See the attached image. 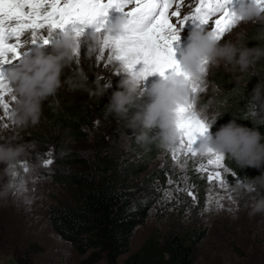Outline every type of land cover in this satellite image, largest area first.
<instances>
[{
  "label": "trees",
  "instance_id": "trees-1",
  "mask_svg": "<svg viewBox=\"0 0 264 264\" xmlns=\"http://www.w3.org/2000/svg\"><path fill=\"white\" fill-rule=\"evenodd\" d=\"M261 33H264V27L251 29L242 39L250 48L264 46ZM252 69L253 75L259 79L256 73H263L264 59L257 61ZM76 70H83L87 75L86 88L62 87L54 97L46 100L49 105L44 107L47 116L44 126H28L24 130V135L28 136V140L36 145L40 153L51 146L56 154L53 179L59 186V195L54 196L56 202L49 208L51 226L79 254L86 255L83 261L85 264H95L102 260L106 264H194L198 243L205 237L206 230L201 224L184 226L182 217L174 230L162 237L161 252L155 247V236L152 235L125 262H118L120 256L130 251L136 228L146 222L150 210L158 202L159 197L154 190L138 194L135 178L149 167L148 164L157 157L160 150L157 149L156 141L141 143L146 164L140 168L126 161L124 146L118 142L119 134L136 138L140 129L129 128L125 119L106 111L112 91L105 85L110 84L111 89L116 91L122 76L113 74L111 67L105 68L94 58H83L78 62L75 60L62 79ZM231 77L230 74H222L218 82L228 85ZM245 83H237L234 91L223 101L224 106H220L223 116L222 111H218V124L221 127L235 119L238 124L256 128L264 135V110L250 105L254 86ZM98 89L102 95L98 94ZM136 111L137 108H131L129 116ZM255 111L261 115L254 114ZM96 122L104 130L102 135L96 134ZM89 139L94 142L83 148L81 141L86 143ZM38 144L43 151L38 148ZM225 163L245 181L264 174V165L259 168H240L227 157ZM159 173L155 174L154 171L144 182L152 184ZM161 176L166 178L165 172ZM256 187L264 195V186ZM199 201L200 207H203V189ZM186 220L196 223L198 218ZM18 262L34 264L25 257L19 258Z\"/></svg>",
  "mask_w": 264,
  "mask_h": 264
},
{
  "label": "rangeland",
  "instance_id": "rangeland-1",
  "mask_svg": "<svg viewBox=\"0 0 264 264\" xmlns=\"http://www.w3.org/2000/svg\"><path fill=\"white\" fill-rule=\"evenodd\" d=\"M261 27H264V24L255 22L241 23L221 43H224L227 39L236 40L237 34H242L240 39L244 43L242 38L246 36L249 30ZM91 29L94 28L91 26ZM91 29L88 26L85 27L84 32L78 37L80 60L86 58L85 54L90 42L89 36L94 32ZM28 31H26L28 32L27 34L21 37V40L24 41L23 47L20 49V52L24 55H21V57L33 55L36 49L35 43L31 42V30ZM39 31L43 36H48L49 30L47 27ZM62 32L61 29L52 30L51 36L56 38L52 39V43L48 47L44 46L46 51L51 50L55 41L61 38ZM96 54L92 58L95 59ZM176 59L178 60L177 57ZM18 60L5 65L11 66ZM119 64V61H113V66L116 69H119ZM252 70L251 67L247 73L238 74L224 67L209 66L204 77L206 83L205 90L203 93L197 95L199 104L208 105L206 116H210V112H212L210 117H214L218 111H222L220 106H224L223 101L234 91L237 83L246 82L245 84L254 87L258 82L264 84V71L263 73L261 71L256 73L259 75L258 79L256 75H253ZM170 72L171 70H168L166 74H170ZM116 73L122 77L130 74L127 71L120 70ZM222 74H230L233 77H231V82H228V85H222L218 82ZM161 78L157 72L143 79L140 86V101L142 104L144 102L150 103L154 99L151 95V85ZM107 88L113 94L114 91L111 89V86ZM14 105L15 103H12V110ZM48 105L44 101L40 122L29 127L37 128L45 124L47 116L44 107ZM257 107L259 106L257 105ZM196 110H198L197 107ZM221 113L223 116V111ZM254 114L261 115L257 111ZM210 117L209 120H212L213 117L212 119ZM4 122L9 127L6 129L0 128V143L8 142L13 137H15V139H12L13 143H31L28 140V136L24 135L25 128L17 130L13 123V118ZM95 128L96 134L102 135V131L104 130L100 128L97 122L95 123ZM219 128L220 124H217L216 131ZM159 131L158 127H153L150 130V134L156 135ZM211 134H213V131L209 129L207 136ZM204 138L205 136L198 137L193 144V148H198ZM153 141L157 142V149L160 150V153L148 164L149 167L141 171L138 177L135 178V184L139 195H142L146 191L154 190L159 199L150 210L146 222L136 228L131 240L130 251L120 256L118 262H125L129 255L138 251L152 235L155 236V247L161 252L160 242L162 241V237L173 231L179 218L182 217L184 226H189V224L200 226L201 224L202 228L206 230L205 237L198 243L194 264H264V213L249 215L254 201L264 197L261 189L256 187L252 192L244 188L236 190L235 185L237 182L243 183L246 181L237 175L233 176L229 174L227 179L230 183L229 188L233 190L234 202L225 199L223 200L224 208L222 210L217 211L213 207L211 211H204L205 201L203 207H200L199 197L203 189L206 200L208 189L206 180L198 178L197 173L191 170V166L189 169L181 171L171 161L170 154L166 151L165 147H162L158 140ZM93 142L92 139L87 140L86 143L81 141V146L86 148ZM118 142L124 146L123 153H125L126 161H131L140 168L146 164L143 146L140 147L141 143L138 144L136 138L133 136L129 138L128 135L125 136L124 133H120ZM37 146L39 148L41 145L38 144ZM49 152L52 153L51 158L53 163L48 167H44L43 161L47 158L46 154ZM55 159L56 154L53 153L50 146L41 153L37 148L30 150L26 156L21 158L20 162L28 161L29 171L27 173H23L22 169H20V162L17 164L16 171L21 172V179H23V185L20 187L26 186L29 191L26 195H16V187L5 200H0V264H19L18 260L21 257L29 258L34 264H85L83 261L86 255L79 254L70 242L62 239L55 232L48 218L49 208L56 202L54 196L59 195V186L53 179ZM4 167L5 165L0 163V169ZM154 171L155 174L157 172L160 173L154 177L152 184L144 182V179ZM162 172H165L166 178L161 176ZM169 178L173 180H186L189 184L193 185L192 191L196 194L197 202L193 204L191 198L183 193H174V196L178 199L163 202V193L157 191V188H168L167 181ZM8 179L10 177H0V188L3 187ZM33 180H35V183L32 182ZM237 193L238 195H236ZM221 195H224V193L221 192ZM26 200H29L30 203H26ZM229 208L232 210L229 211ZM192 218H198V221L192 223L186 220ZM95 264H106V262L102 260Z\"/></svg>",
  "mask_w": 264,
  "mask_h": 264
},
{
  "label": "snow or ice",
  "instance_id": "snow-or-ice-1",
  "mask_svg": "<svg viewBox=\"0 0 264 264\" xmlns=\"http://www.w3.org/2000/svg\"><path fill=\"white\" fill-rule=\"evenodd\" d=\"M228 3L229 0H192L185 14L182 11L185 0H0V128L9 127L4 121L12 119L11 105L18 99L12 93L2 66L21 57L20 49L24 43L21 37L26 31L31 30L32 43L39 37L42 45H47L50 40L40 33V29L47 27L49 37L52 30L57 28L71 30L79 37L85 27L92 26L95 32L102 33V43L95 59L105 68L111 67L113 74L118 70L130 74L139 71L144 79L158 72L161 77L167 78L169 74L166 72L171 70L170 74L175 73L190 81L191 94L196 97L205 90L207 68L202 69L200 79H194L184 71L173 48V42L179 39L180 28L177 26L182 27L189 19L198 21V27L211 24V31L218 40L222 39L237 21L236 15L226 7ZM256 4L264 11V0H256ZM113 8L128 20L119 35L108 27L111 24L107 21L108 11ZM79 58L78 50L77 62ZM113 61L120 62L119 69L113 66ZM109 86L105 85L106 88ZM213 122L196 110L194 102L179 107L176 112L179 139L165 148L171 161L181 171L191 166L198 178L206 180L208 189L204 211H211L213 207L217 211L222 210L225 199L234 202L227 177L229 174L235 176L236 172L226 167V157L211 151L208 155H198L193 148L198 137L207 136ZM46 156L44 167L53 163L52 153ZM19 167L23 173H27L28 161L20 162ZM11 179L17 184L15 194L26 195L29 189L20 187L21 172H13ZM32 182L35 183V180ZM167 183L168 188H157L163 193V202L178 199L174 193L186 194L193 204L197 202L196 194L192 191L194 186L186 180L169 178ZM25 202L30 203L29 200Z\"/></svg>",
  "mask_w": 264,
  "mask_h": 264
},
{
  "label": "clouds",
  "instance_id": "clouds-1",
  "mask_svg": "<svg viewBox=\"0 0 264 264\" xmlns=\"http://www.w3.org/2000/svg\"><path fill=\"white\" fill-rule=\"evenodd\" d=\"M236 17V25L246 22L264 24V11L257 4L240 11ZM127 23L126 17L118 16L108 27L119 35ZM241 35L237 34L236 40L227 39L220 43L221 39L218 40L213 31L193 29L189 34V43L181 50L180 64L194 79H200L202 69H208L209 66L224 67L238 74L247 73L257 61L264 59V46L250 48L241 41ZM260 38H264V33L260 34ZM89 41L85 57L91 59L101 46L102 36L94 31L90 34ZM79 48L77 34L71 30L63 31L51 50L38 47L33 55L25 56L18 66L8 70L7 80L13 95L18 98L12 110L17 130L38 124L44 101L54 97L65 85L70 89L86 88L87 75L83 70H76L62 79L66 70L72 68ZM142 81L139 71L122 77L106 105L108 114L125 119L129 128L140 129L136 136L138 143L158 140L165 148L174 145L180 136L176 126L177 109L189 102H194L198 112L206 117L208 105L199 104L198 97L192 96L189 80L175 73L169 74L167 78L162 77L151 85L154 99L147 104L140 101ZM97 91L98 94H103L99 89ZM250 105L253 108L258 105L264 110V84H256L250 95ZM133 107L137 111L129 116V110ZM153 127L160 129L158 134H150ZM12 139L0 143V163L5 165L0 169V177H10L0 188V200H5L17 187L11 179L12 173L16 171L14 166L30 149L36 147L34 143H13ZM210 151L230 158L240 168H259L264 165V135L258 129L243 126L232 119L214 134L206 136L196 148L198 155H208ZM22 185L23 179L20 186ZM257 185L264 186V174L247 178L243 183L237 182L235 188L252 192ZM257 213H264V197L256 199L251 205L249 215Z\"/></svg>",
  "mask_w": 264,
  "mask_h": 264
}]
</instances>
